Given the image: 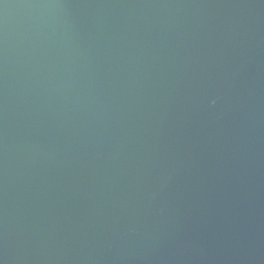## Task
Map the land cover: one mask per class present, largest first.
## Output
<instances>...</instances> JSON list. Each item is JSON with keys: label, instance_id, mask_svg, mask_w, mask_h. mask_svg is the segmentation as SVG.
<instances>
[{"label": "water", "instance_id": "1", "mask_svg": "<svg viewBox=\"0 0 264 264\" xmlns=\"http://www.w3.org/2000/svg\"><path fill=\"white\" fill-rule=\"evenodd\" d=\"M0 264H264V0H0Z\"/></svg>", "mask_w": 264, "mask_h": 264}]
</instances>
